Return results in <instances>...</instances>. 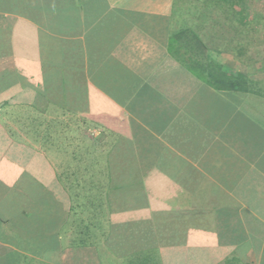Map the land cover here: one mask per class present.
Masks as SVG:
<instances>
[{
  "label": "crops",
  "instance_id": "obj_1",
  "mask_svg": "<svg viewBox=\"0 0 264 264\" xmlns=\"http://www.w3.org/2000/svg\"><path fill=\"white\" fill-rule=\"evenodd\" d=\"M180 1L0 0V264H264V19Z\"/></svg>",
  "mask_w": 264,
  "mask_h": 264
},
{
  "label": "rangeland",
  "instance_id": "obj_2",
  "mask_svg": "<svg viewBox=\"0 0 264 264\" xmlns=\"http://www.w3.org/2000/svg\"><path fill=\"white\" fill-rule=\"evenodd\" d=\"M181 3L178 5L183 7V11H180L177 13V15H175V13H173V18H172V22L173 19L177 22L180 23L182 22L183 24V28H178L179 31L183 30L184 31V25L185 24H194L195 21L191 20V16L192 14L196 15V16H201L203 15V13H207V12H213L215 14L216 12V17L217 18H222L225 14H226V7L230 2H225L223 0H181ZM255 3L259 4L258 6H253V8H250L252 11H260V13L257 12V14H254V17L251 20L254 21H262L264 19V0H256ZM228 5V6H229ZM209 6V7H208ZM192 7H196L194 8L191 12L189 9H191ZM208 7V9L210 10H205ZM212 7V8H211ZM230 7V6H229ZM252 7V6H250ZM186 8V9H185ZM223 8V9H222ZM231 8V7H230ZM182 14H183V19H182ZM235 17H237V14H235ZM182 20V21H181ZM183 21H187V22H183ZM190 29L189 27H187L185 30ZM191 30V29H190ZM203 30V29H202ZM208 30V29H207ZM192 31V30H191ZM172 45H174V48H176V51H179V46L183 47L180 51L181 54L183 55L184 58H187L186 60L188 61L189 59V55H193L195 61H198L201 65H204V68H208L210 69L211 67V63L210 60L208 59V57H206V51L203 52L201 49V51H199V47H197L195 45L194 42L189 41L186 43V46L183 42V40H180L177 43H173ZM187 47L190 49L188 50ZM178 48V49H177ZM185 48V49H184ZM214 62L213 65L214 66ZM202 67V68H203ZM217 67L220 68V65ZM213 69H216L213 67ZM9 112L7 113V115H14L16 118L19 115H22L24 113V109H19L17 108H10L7 109ZM29 111H33V109H29ZM31 115H33V112L31 113ZM15 126L18 127V124H14ZM96 158L92 157V161L93 162H97L95 160Z\"/></svg>",
  "mask_w": 264,
  "mask_h": 264
},
{
  "label": "trees",
  "instance_id": "obj_3",
  "mask_svg": "<svg viewBox=\"0 0 264 264\" xmlns=\"http://www.w3.org/2000/svg\"><path fill=\"white\" fill-rule=\"evenodd\" d=\"M225 2H230V7L227 5V7L229 9L232 10V12L234 11L235 14H237L236 19H239L240 21H248L251 20L254 17V14L260 13V11H252L250 8H253V6H258L259 4L255 3L256 0H223ZM252 6V7H250ZM230 12V13H232ZM180 40H183L185 46L186 43L191 41L195 43V45L197 47H199V51H206V48L204 47V45L201 43L200 39L197 37V35L191 31L190 29L187 30H181L178 33L174 34L172 36V44L175 42H179ZM183 47L179 46V51H176V48H174V45H172V52L174 53V55L176 57H178V59L181 60V58L179 56H181V49ZM178 49V48H177ZM185 49V48H184ZM188 50H190L187 47ZM201 49V50H200ZM201 51V52H202ZM178 54V55H177ZM184 63H186V65L191 68L194 72L195 68H199V67H203L204 65H201L198 61H195L193 55H189V59L188 61L185 59ZM196 66V67H195ZM204 68V67H203ZM206 69V68H204ZM208 70V68H207ZM216 76L215 75H211V78H216L219 82H224L225 78H226V72L222 71L221 68H217L216 69ZM210 76V73H208ZM18 84V77L17 75L13 74L12 72H5L3 74L0 75V92L13 86ZM6 102V101H5ZM3 102V103H5Z\"/></svg>",
  "mask_w": 264,
  "mask_h": 264
}]
</instances>
